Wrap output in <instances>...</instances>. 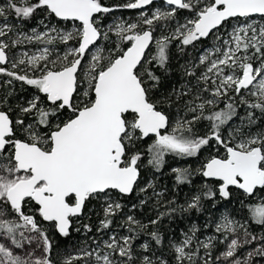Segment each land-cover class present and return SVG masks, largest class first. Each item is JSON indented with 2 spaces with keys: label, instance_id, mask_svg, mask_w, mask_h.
Here are the masks:
<instances>
[{
  "label": "snow or ice",
  "instance_id": "snow-or-ice-1",
  "mask_svg": "<svg viewBox=\"0 0 264 264\" xmlns=\"http://www.w3.org/2000/svg\"><path fill=\"white\" fill-rule=\"evenodd\" d=\"M0 264H264V0H0Z\"/></svg>",
  "mask_w": 264,
  "mask_h": 264
},
{
  "label": "trees",
  "instance_id": "trees-1",
  "mask_svg": "<svg viewBox=\"0 0 264 264\" xmlns=\"http://www.w3.org/2000/svg\"><path fill=\"white\" fill-rule=\"evenodd\" d=\"M107 3H115L118 2V0H106ZM186 15V13H184ZM117 15H125L128 17L133 16L134 14L132 12H123V13H117ZM35 25V21H32L29 24V27L34 26ZM207 157V153H205L202 157L199 158H189L187 160H183V161H176V160H170V164L173 167H184V166H191L193 168H196L199 166L200 161H202L203 159H206ZM199 177H196L194 179V186L196 188L200 187V183H199ZM164 185H167L170 189L172 188V186L174 185V180L172 178V175L170 174L168 168L165 169V174L161 177V181ZM193 186H183L182 190H178L176 192V198H177V202L178 203H183V201L186 199V197L188 195H191V189ZM171 194V193H170ZM134 202V201H133ZM227 204V202H223L222 204L217 205L216 208H212L211 207V202L208 203V206L206 207L205 212L203 213H192L191 214V220H194L198 223H203V221L208 217L209 214H211V216L213 218H215L216 216H218L222 211H224L225 205ZM128 207H130V204L128 205ZM229 209L231 210H235L236 207H238V205L236 204H231L228 205ZM90 210L95 213L97 212L99 209L97 207V205L95 203H93L92 205H90ZM142 215V214H141ZM98 222V217L93 214L91 215L90 219H85L84 223H91L93 224V226L95 227V225ZM186 222H182L179 226L180 227H184ZM56 239H61L59 236H56ZM73 241H76L77 243H82V241L80 240V234H73L72 237ZM64 243H67V246L69 248L72 247V244L70 242H63L62 241V245Z\"/></svg>",
  "mask_w": 264,
  "mask_h": 264
}]
</instances>
